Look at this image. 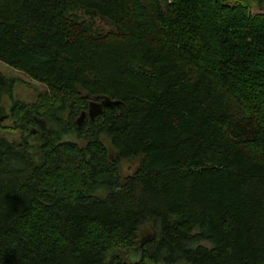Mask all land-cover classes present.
<instances>
[{"label":"trees","instance_id":"obj_1","mask_svg":"<svg viewBox=\"0 0 264 264\" xmlns=\"http://www.w3.org/2000/svg\"><path fill=\"white\" fill-rule=\"evenodd\" d=\"M242 2L0 0V62L48 90L12 105L33 145L0 137V264H264V15Z\"/></svg>","mask_w":264,"mask_h":264},{"label":"rangeland","instance_id":"obj_2","mask_svg":"<svg viewBox=\"0 0 264 264\" xmlns=\"http://www.w3.org/2000/svg\"><path fill=\"white\" fill-rule=\"evenodd\" d=\"M243 7L246 8L244 14L250 17H257L264 15V4L257 5L250 0H245V2L241 3ZM95 24L98 30L108 31L109 28L95 20ZM230 29V26L229 28ZM235 30V29H234ZM233 30V32H234ZM177 32V31H176ZM221 32V30H220ZM188 38H192L193 34L191 32H183ZM222 35H225L224 32H221ZM177 35L179 33L177 32ZM0 73L10 81L8 88H6L1 94L0 100V116L10 115L11 118L7 117V119L0 122V137L6 138L11 143L20 144L21 140H25L28 144L33 145L36 141L34 137H30L33 135H29L32 131L35 132L36 128L34 126L29 127L28 133L25 131H21L17 125H14V117L12 114V105L17 104L18 108L27 109L32 106H37L43 104L45 98L48 95L47 88L38 82L31 80L24 73L19 72L10 68L9 66L0 62ZM259 99L260 104L252 101L250 98L247 100L249 105L253 107L256 112V118L263 117V104L262 98L257 97ZM41 120H37L38 122ZM256 126V125H255ZM101 141L110 149V144L107 138L104 136L101 138ZM138 164L137 159L133 160H124L121 161L119 166V172L121 178H125L127 175H130L135 167ZM152 223H148L141 228L139 239L143 240V238H147L153 234V230L151 227ZM199 244L203 246H208L206 242H200ZM137 253L135 250L133 253ZM129 254L125 255V258L130 259L131 256ZM135 256V254H133ZM129 257V258H128Z\"/></svg>","mask_w":264,"mask_h":264},{"label":"water","instance_id":"obj_3","mask_svg":"<svg viewBox=\"0 0 264 264\" xmlns=\"http://www.w3.org/2000/svg\"><path fill=\"white\" fill-rule=\"evenodd\" d=\"M119 105V102L112 101L108 98H102L100 101H91L88 106V110L85 113L81 114V119H85V117H88L90 121H94L96 117L102 114L104 108H111L114 106ZM8 115L0 116V122L7 119ZM42 125V122H41ZM35 132L32 131L31 134H34ZM144 245V242H141L138 246L142 247Z\"/></svg>","mask_w":264,"mask_h":264},{"label":"flooded vegetation","instance_id":"obj_4","mask_svg":"<svg viewBox=\"0 0 264 264\" xmlns=\"http://www.w3.org/2000/svg\"><path fill=\"white\" fill-rule=\"evenodd\" d=\"M37 126H41V123H38Z\"/></svg>","mask_w":264,"mask_h":264}]
</instances>
